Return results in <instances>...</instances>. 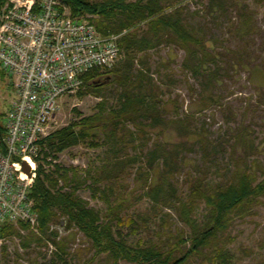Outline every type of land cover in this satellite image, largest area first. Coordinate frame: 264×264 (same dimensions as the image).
<instances>
[{"label":"trees","instance_id":"1","mask_svg":"<svg viewBox=\"0 0 264 264\" xmlns=\"http://www.w3.org/2000/svg\"><path fill=\"white\" fill-rule=\"evenodd\" d=\"M62 1L74 15H92L101 33L117 34L122 56L112 66L95 67L83 74L85 89L79 95L92 93L101 97V101L93 114L82 116L75 108L81 117L56 129L43 141V157L37 158V176L30 189L37 222L6 221L1 237L7 242L18 238L19 247L26 249L34 242L39 245L47 242L53 253L50 264H74L70 242L77 230L94 250L90 260L100 257L101 264H192L194 260H199V264H235L240 257L231 248L237 239L233 225L237 218L253 214L264 197V162L258 157L261 146L246 128L229 137L221 135L213 146L204 131L196 130V142L190 134V124L198 111L181 114L183 104L178 98L167 101L160 98L161 84L151 74L144 56L162 42L183 48L186 57L182 67L201 85L195 99L200 111L220 101L214 86L223 76V53L207 45L202 28L185 17V6L176 5L175 0ZM4 4L5 0H0V14ZM227 5L228 0H212L210 8L216 10ZM253 26L252 15L243 8L237 30L245 32ZM234 55L236 64L246 66L242 55ZM139 60L142 68H136ZM161 65L169 67L164 62ZM248 69L251 80L257 77L258 84L264 83V58L259 66L249 64ZM6 74L0 67V79ZM116 83L120 92L115 103L109 104L104 94ZM168 102L174 104L175 112L180 113L178 117H168ZM170 127L181 134L182 139L176 144L153 138L154 132L162 135ZM5 133V122L0 116V152L4 150ZM81 143L92 147L107 145L100 166L88 167L82 176L72 165L53 162L59 153ZM197 143L202 145L205 158L201 165H192L197 169L195 175L188 171V190L178 193L171 178L185 162L183 155L189 146ZM131 146L140 147V154H130ZM239 146L244 151L237 158L232 155L222 163L214 162V167L207 164L212 154L210 148L215 153L221 149L234 153ZM137 162L141 163L136 169V181L142 188L138 197H147L150 206L129 214L123 212L128 199L122 189L123 175ZM47 164L52 167L46 168ZM83 186L93 197L101 198L106 208H96L81 197L78 191ZM165 208H173L185 226L176 225L172 229L169 225L172 213ZM126 228L135 233L143 231L144 235L131 242ZM22 230H27V234L23 235ZM7 242L0 243V254L6 258ZM251 251L242 249L245 255ZM2 259L0 256V264ZM32 264H39L38 259H33ZM254 264H264V256Z\"/></svg>","mask_w":264,"mask_h":264},{"label":"rangeland","instance_id":"2","mask_svg":"<svg viewBox=\"0 0 264 264\" xmlns=\"http://www.w3.org/2000/svg\"><path fill=\"white\" fill-rule=\"evenodd\" d=\"M174 2L185 6V17L191 23L202 28L203 34L206 35L207 45L214 51L223 53L225 67L222 70V78L214 86V92L220 96V101L199 111L198 100L195 99L201 90V85L190 72L182 67L186 57L185 50L177 44L162 42L156 48L149 49L148 53L144 55L151 74L161 84L160 98L164 101H167L168 98H178L179 103L183 104L179 110L181 114L198 111L190 124L192 131L190 134L196 142L198 137L195 135L196 130L204 131L208 143L213 146L214 141H217L221 135L229 137L241 128L248 129L255 137L256 143L261 146L258 157L264 162V83L258 84L257 77L251 80L248 69L249 64L259 66L264 58V2L228 0L227 7L216 10L210 8L212 0H175ZM243 8H246V11L252 15L254 26L245 32H239L236 27ZM237 53L246 60V66L236 64L234 54ZM162 62L169 64V67L162 66ZM142 67L143 65L139 60L136 68ZM9 80L8 73L0 79V116L3 122L6 120V115L2 113L7 112L14 98V88ZM84 89L81 88L77 92L61 98L60 110L50 128L52 133L81 117L75 108L81 112L82 116L95 112V106L102 98L92 93L79 95V92ZM119 90L120 86L117 83L110 85L106 89L104 99L109 104L115 103ZM168 107L170 108L168 117H178L180 113L175 112L174 104L168 102ZM167 129L162 135L154 132L153 138H160L163 142L168 141L170 145L176 144L182 139L181 134L173 127ZM151 143L152 141L149 145ZM189 147L183 155L185 162L181 163L171 178V182L178 189V193L188 190L186 182L188 171H192L195 175L197 169L193 168L192 165H201L205 158L200 143ZM242 147L239 146L234 153L224 149L215 153L214 149L210 148L209 151L212 154L207 164L213 166L214 162L222 163L229 160L232 155L237 158L244 151ZM106 149L107 145L92 147L86 143H81L59 153L53 162L66 166L72 165L78 169L80 175L85 176V170L88 167L102 164ZM128 151L130 154H140V147L131 146ZM42 157L43 154L41 153L39 158ZM48 160H52V157H48ZM140 163L131 164L123 175L124 185L122 184V189L128 194L123 212L129 214L143 211L150 206L147 197H138L142 192V188L136 181V169ZM51 167V165H46V168ZM209 174L212 173L209 172ZM78 194L89 200L92 206L99 209L106 208L105 202L101 198L93 197L86 186L81 187ZM165 210L172 213L169 217V225L172 229H175L176 225L185 226L173 208H165ZM254 210L253 214L244 219L237 218L233 225L232 232L237 234V239L231 244V248L240 257L235 260V264H254L257 259L264 256V197H261ZM78 231L77 234L74 233V239L70 242L71 261L74 264H85L87 261H90L88 264H101L100 257L93 261L90 260L94 250L89 248L90 244L84 234ZM124 231L128 233L127 238L131 242H136L139 237L144 235L143 231L135 233L131 232L130 228H126ZM21 232L23 235L27 234V230ZM19 241L18 238L9 239L8 242L7 240L4 241L8 245V256L6 258L2 253L0 254L3 258V264H32V260L35 258L38 259L39 264H50L53 253L49 251L47 242L44 245L34 242L30 248L26 249L19 247ZM243 248L251 249L250 255H245L242 252ZM51 249L54 248L51 247ZM192 264H199V260H194Z\"/></svg>","mask_w":264,"mask_h":264},{"label":"built area","instance_id":"3","mask_svg":"<svg viewBox=\"0 0 264 264\" xmlns=\"http://www.w3.org/2000/svg\"><path fill=\"white\" fill-rule=\"evenodd\" d=\"M117 39L101 33L92 15H74L62 0H5L0 67L10 76L14 98L0 152V232L6 221L37 222L30 189L60 100L83 88L86 71L121 58Z\"/></svg>","mask_w":264,"mask_h":264},{"label":"water","instance_id":"4","mask_svg":"<svg viewBox=\"0 0 264 264\" xmlns=\"http://www.w3.org/2000/svg\"><path fill=\"white\" fill-rule=\"evenodd\" d=\"M24 165H25V170H29V166H28V164L27 163H24Z\"/></svg>","mask_w":264,"mask_h":264}]
</instances>
